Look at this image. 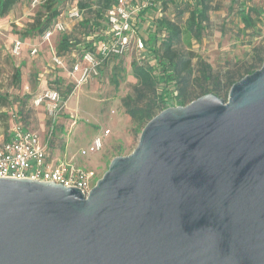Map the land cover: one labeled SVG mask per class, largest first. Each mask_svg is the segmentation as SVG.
<instances>
[{
	"label": "water",
	"instance_id": "1",
	"mask_svg": "<svg viewBox=\"0 0 264 264\" xmlns=\"http://www.w3.org/2000/svg\"><path fill=\"white\" fill-rule=\"evenodd\" d=\"M0 264H264V59L162 109L87 194L0 177Z\"/></svg>",
	"mask_w": 264,
	"mask_h": 264
},
{
	"label": "rangeland",
	"instance_id": "2",
	"mask_svg": "<svg viewBox=\"0 0 264 264\" xmlns=\"http://www.w3.org/2000/svg\"><path fill=\"white\" fill-rule=\"evenodd\" d=\"M45 1L38 0L33 3L31 0H18L8 13L0 16V97L5 98L4 105L0 104V142L13 120L46 136L47 116L44 110L32 105V99L46 86L47 88L55 86L62 98L66 99L67 118L71 119V123L75 120L77 125L69 135L68 142L63 141V133L57 129L49 144V152L60 158L64 157L65 153L68 159L78 158V163L92 172L93 181L96 182L114 156L129 154L137 144L139 127L125 113L121 100L125 95L132 93V87L136 82L131 62L145 61L149 57L144 52L132 49L129 51L130 54L127 52L109 63L111 65L102 67L98 77L81 87L75 89L66 78L53 86L48 85L49 78L57 72L55 68L50 67L49 60L45 61L44 58H40L41 56L32 59L27 44L20 55L14 56L10 53L14 39H23L34 34L29 31L38 14L46 12L42 6ZM198 1L166 0L162 11L155 12L154 15L157 17L165 15L183 26L188 15L186 8H194ZM214 2L219 5V9L210 12L209 24L200 39L188 37L184 33L181 43L186 50L194 52L196 58L209 64L213 72L223 74L231 65L249 59L252 47L264 36V0H214ZM74 3L77 4L76 0H69L64 10ZM242 3L260 11L258 14L253 13L255 24L253 28H245L240 21L239 10ZM179 10L184 11L181 16H178ZM61 17L67 22L64 35L80 22ZM148 30H142L146 39L150 33V29ZM89 35L93 41L98 37L95 31ZM82 39L84 43L91 41L85 37ZM79 46L75 44L73 47L76 55L80 53ZM150 61L152 62L151 59ZM114 62H118L116 66ZM16 68L21 72L19 83L13 78ZM39 74H42L41 78L47 79L45 86H42ZM4 113L6 115H3ZM106 128L110 133L103 138V147L85 157L80 156L79 149L86 147L94 134L103 132Z\"/></svg>",
	"mask_w": 264,
	"mask_h": 264
},
{
	"label": "trees",
	"instance_id": "3",
	"mask_svg": "<svg viewBox=\"0 0 264 264\" xmlns=\"http://www.w3.org/2000/svg\"><path fill=\"white\" fill-rule=\"evenodd\" d=\"M17 1L0 0V16L8 13ZM68 2L69 0H46L42 5L46 12L38 14L29 33L39 35L53 20L62 18L64 6ZM76 2L85 11L82 20L77 22L68 34L63 35L56 45L57 53L63 56L72 55L75 44L80 45L81 52L82 48L93 46V43L100 40L101 37L98 36L93 41L89 34L97 30L100 24L98 20L102 18L105 8L110 5L108 0ZM186 9L188 15L183 26L165 15L157 19L158 29L146 40L142 51L146 56H150L152 62L149 58L145 61L131 62L136 82L132 87V93L125 95L121 103L125 113L138 125L139 131L149 119L168 106L185 105L207 93L226 99L230 86L244 75L258 69L263 62L264 36L252 47L251 56L245 62L231 65L223 74L213 72L209 64L196 58L194 52L182 46L181 37L185 33L188 37L200 39L209 24L210 12L219 9V5L214 0H199L194 8ZM259 12L257 8L242 3L239 17L243 26L253 28L255 25L253 13ZM183 13V10H179L178 16ZM84 37L91 41L84 43L82 39ZM116 64L117 62L115 66ZM20 76L21 72L16 68L13 78L18 83ZM4 101L5 98L0 97L1 105H4Z\"/></svg>",
	"mask_w": 264,
	"mask_h": 264
},
{
	"label": "built area",
	"instance_id": "4",
	"mask_svg": "<svg viewBox=\"0 0 264 264\" xmlns=\"http://www.w3.org/2000/svg\"><path fill=\"white\" fill-rule=\"evenodd\" d=\"M33 3L38 0H31ZM96 0H89L94 2ZM98 21L97 36L101 37L93 46L82 48L79 55L72 60L57 53L51 38L55 33L66 32L67 22L62 18L52 21L51 25L38 35V42L29 47L31 56H36L40 47L46 44L49 48V65L52 68L65 69L69 82L74 88L81 87L100 75L101 68L124 56L134 49L142 52L146 38L142 30L153 31L157 25L155 12H161L163 0H108ZM84 8L78 3L67 7L61 16L67 20H81ZM149 31V30H148ZM22 40L14 39L10 53L18 56L22 50ZM66 99L58 88H44L32 99L34 107H43L47 116V132L42 140L40 135L21 124L12 121L7 136L0 142V177L30 178L40 181H52L66 187L80 188L87 194L94 185L92 172L80 165L75 159L66 156H53L49 144L56 132L57 119L64 112ZM75 123V120L72 124ZM69 129L65 135H69ZM109 129L95 134L89 144L79 149L78 154L85 157L99 151L103 147V138L109 135Z\"/></svg>",
	"mask_w": 264,
	"mask_h": 264
},
{
	"label": "crops",
	"instance_id": "5",
	"mask_svg": "<svg viewBox=\"0 0 264 264\" xmlns=\"http://www.w3.org/2000/svg\"><path fill=\"white\" fill-rule=\"evenodd\" d=\"M165 2H166V0H163L162 1V3H164L165 4ZM163 5V4H162ZM82 20V19H81ZM81 20H79V21H81ZM158 24V23H157ZM158 29V26L156 25V27H155V29L153 30V31H150V33L148 34V38H149V36L151 35H153V33L156 31ZM64 33H66V32H63V33H55L53 36H52V38H51V43L54 45V47L56 46V43H58V41L60 40V36L63 34L64 35ZM62 35V36H63ZM59 37V38H58ZM16 38H19V37H16ZM147 38V39H148ZM21 39V38H20ZM22 40V49L23 50H25L26 48V44L30 47L31 45H33V44H35V43H37L38 42V35L37 34H33V35H31V36H25V37H23V39H21ZM145 53V52H144ZM128 54H130V52H128ZM73 55H76V54H74V52L72 53V55H67V56H65L66 57V61L67 60H72L73 59ZM145 55H146V53H145ZM149 55V54H148ZM37 56H41L40 58H44L45 59V61H47V60H49V58H50V52H49V48H48V46L46 45V44H44V45H42L41 47H40V51H39V54L38 55H36V56H32V59H35V58H37ZM149 59H151L150 58V56H149ZM115 63V62H114ZM118 63V62H117ZM108 65H111V64H107L106 66H108ZM117 65V64H116ZM57 70V72H55V73H53L52 75H53V77H51V78H49V81H48V85L49 84H51L52 86H53V84L55 85V84H58L60 81H62V79L63 78H66L67 79V81H68V83H70L69 81V75H68V72L65 70V69H61V68H58V69H56ZM42 77V74H39V78L41 79V82L43 83L42 84V86H45L46 84H47V79H45V78H41ZM92 80V79H91ZM87 84V83H86ZM85 85V84H84ZM83 86V85H82ZM47 87V86H46ZM45 87V88H46ZM54 87V86H53ZM38 108V107H37ZM39 108H41L42 110H44L43 109V107H39ZM66 109H67V107H66ZM65 110V109H64ZM67 110H65L64 112H63V114L61 115V116H59L58 117V119H57V126H56V131H57V129H59L63 134H62V139H63V141H65V142H68V140H69V135H71V133L73 132V130H74V128L76 127V125H77V123H74V124H72L71 123V119H69V118H67L68 116H67ZM69 113H71V111H69ZM75 113H77V111H75ZM66 115V116H65ZM42 120H43V118H42ZM45 122H47V121H45ZM76 122V121H75ZM42 126H44V124H41ZM43 128V127H42ZM67 129H69V131H70V133H69V135H65V132H66V130ZM43 132H45V130L43 131ZM7 134H8V131H6L5 132V134H3V136H2V138H1V140L2 139H4L6 136H7ZM40 135V134H39ZM95 135V134H94ZM44 136L45 135H40V138L43 140L44 139ZM78 138V137H77ZM92 138V137H91ZM89 140H91V139H89ZM90 142V141H89ZM89 144V143H88ZM68 145V144H67ZM66 154L67 153H65L64 155L66 156ZM57 157V156H56ZM77 162H78V158H76L75 159Z\"/></svg>",
	"mask_w": 264,
	"mask_h": 264
}]
</instances>
